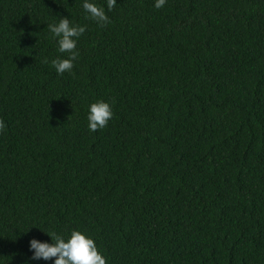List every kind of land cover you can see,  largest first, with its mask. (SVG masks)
<instances>
[{"label": "trees", "instance_id": "obj_1", "mask_svg": "<svg viewBox=\"0 0 264 264\" xmlns=\"http://www.w3.org/2000/svg\"><path fill=\"white\" fill-rule=\"evenodd\" d=\"M84 2L0 0V264L73 230L107 264H264V0Z\"/></svg>", "mask_w": 264, "mask_h": 264}, {"label": "clouds", "instance_id": "obj_2", "mask_svg": "<svg viewBox=\"0 0 264 264\" xmlns=\"http://www.w3.org/2000/svg\"><path fill=\"white\" fill-rule=\"evenodd\" d=\"M166 0H156L157 9L164 6ZM116 5V0H107V8L110 11ZM83 8L89 17L100 26L110 23L103 7L85 0ZM48 28L52 35L58 38V51L66 53V58H56L51 61L52 66L60 75L71 72L74 61L79 57L76 50L77 40L85 32V27L74 25L67 17H61L58 24H49ZM47 63V60L44 61ZM113 117L112 106L104 101L92 103L89 107L88 129L96 132L106 128L109 120ZM6 128L3 119H0V132ZM52 243L40 242L32 239L29 242L30 251L33 252L31 259L50 260L54 258V264H107L105 257L98 251L94 240L80 231L73 230L70 237L65 240L56 233L47 234Z\"/></svg>", "mask_w": 264, "mask_h": 264}]
</instances>
